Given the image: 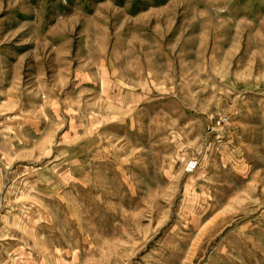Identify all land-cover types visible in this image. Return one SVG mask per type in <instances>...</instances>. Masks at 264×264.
<instances>
[{
	"label": "rangeland",
	"instance_id": "obj_1",
	"mask_svg": "<svg viewBox=\"0 0 264 264\" xmlns=\"http://www.w3.org/2000/svg\"><path fill=\"white\" fill-rule=\"evenodd\" d=\"M0 264H264V0H0Z\"/></svg>",
	"mask_w": 264,
	"mask_h": 264
}]
</instances>
